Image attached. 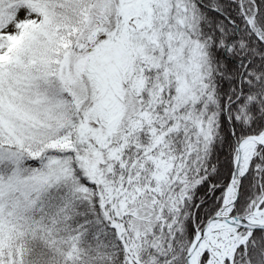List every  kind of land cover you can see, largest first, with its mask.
<instances>
[{"label":"snow or ice","instance_id":"obj_1","mask_svg":"<svg viewBox=\"0 0 264 264\" xmlns=\"http://www.w3.org/2000/svg\"><path fill=\"white\" fill-rule=\"evenodd\" d=\"M0 264H264V0H0Z\"/></svg>","mask_w":264,"mask_h":264}]
</instances>
